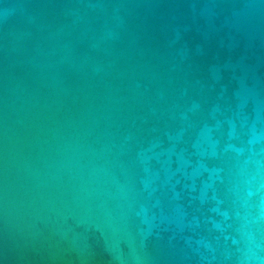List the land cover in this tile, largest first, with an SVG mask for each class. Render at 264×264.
<instances>
[{
    "label": "water",
    "instance_id": "95a60500",
    "mask_svg": "<svg viewBox=\"0 0 264 264\" xmlns=\"http://www.w3.org/2000/svg\"><path fill=\"white\" fill-rule=\"evenodd\" d=\"M257 254L261 0H0V264Z\"/></svg>",
    "mask_w": 264,
    "mask_h": 264
},
{
    "label": "clouds",
    "instance_id": "9594fccd",
    "mask_svg": "<svg viewBox=\"0 0 264 264\" xmlns=\"http://www.w3.org/2000/svg\"><path fill=\"white\" fill-rule=\"evenodd\" d=\"M261 3H264V0H261ZM256 247L259 249L260 244L259 242L256 243ZM240 264H264V258H262L259 254L255 256H244Z\"/></svg>",
    "mask_w": 264,
    "mask_h": 264
}]
</instances>
